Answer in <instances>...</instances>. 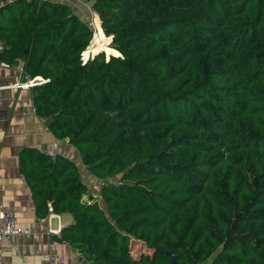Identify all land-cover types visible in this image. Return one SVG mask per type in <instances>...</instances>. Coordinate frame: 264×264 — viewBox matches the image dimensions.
<instances>
[{
    "label": "trees",
    "instance_id": "1",
    "mask_svg": "<svg viewBox=\"0 0 264 264\" xmlns=\"http://www.w3.org/2000/svg\"><path fill=\"white\" fill-rule=\"evenodd\" d=\"M85 1L112 36L86 61L94 30L71 4L0 11V60L48 79L36 113L101 183L25 148L38 214H71L57 238L88 264H264V0Z\"/></svg>",
    "mask_w": 264,
    "mask_h": 264
},
{
    "label": "crops",
    "instance_id": "2",
    "mask_svg": "<svg viewBox=\"0 0 264 264\" xmlns=\"http://www.w3.org/2000/svg\"><path fill=\"white\" fill-rule=\"evenodd\" d=\"M72 4L69 0H54ZM77 5V4H76ZM30 77L19 60L0 65V200L6 209L14 211L19 223L30 224L32 233L12 236L0 244V264H60L75 248L57 238L63 227L73 222L69 213L38 214L30 184L21 169V154L25 148L47 151L55 147L58 154L73 160L83 180L93 193L97 183L82 162L79 150L67 139H58L48 123L35 110L32 88L22 86ZM94 194V193H93Z\"/></svg>",
    "mask_w": 264,
    "mask_h": 264
},
{
    "label": "built area",
    "instance_id": "3",
    "mask_svg": "<svg viewBox=\"0 0 264 264\" xmlns=\"http://www.w3.org/2000/svg\"><path fill=\"white\" fill-rule=\"evenodd\" d=\"M17 1L19 0H0V11L7 6L16 3ZM3 50L4 44L0 38V54ZM83 59L84 61L87 60L86 58H84V54ZM46 81H48V79H43L42 77H36L32 79L30 78L27 82L22 84V86L34 87ZM46 153L53 161L56 160L58 151L55 147H51L46 151ZM96 184L99 191L101 189V183L99 182V180ZM32 231V226L30 224L26 226L21 225L16 213L14 211L6 209L4 203L0 200V244H2L5 240L10 239L12 236L28 235L31 234ZM60 264H88V260L82 252L75 249L74 253L70 257L60 260Z\"/></svg>",
    "mask_w": 264,
    "mask_h": 264
},
{
    "label": "rangeland",
    "instance_id": "4",
    "mask_svg": "<svg viewBox=\"0 0 264 264\" xmlns=\"http://www.w3.org/2000/svg\"><path fill=\"white\" fill-rule=\"evenodd\" d=\"M69 1H72V4L74 5L75 12L78 13L86 22H88L92 26V28L94 30L93 40L97 36L99 37L95 40L96 42H99V50L97 52H92L91 47H92L93 43L95 42V41L93 42V40H92L90 45L88 46V48L84 51V54L87 51V54L84 55V58L89 59L90 57L95 56L96 54L100 53L101 51L107 50L111 46V42H112V38L110 41H108L107 38H110L112 36L109 37V36L104 35L101 24H100L101 28L97 26L96 17L98 14L93 10L92 4L88 1H85V0H69ZM101 31L103 33V37L100 34ZM106 56H107V53H106ZM91 185H93L92 190L94 191V196L99 197L100 192L98 191L97 184L94 183ZM134 250H135V256L137 258L140 257V253H146L149 251L148 248L144 247L143 245H141L139 243Z\"/></svg>",
    "mask_w": 264,
    "mask_h": 264
},
{
    "label": "water",
    "instance_id": "5",
    "mask_svg": "<svg viewBox=\"0 0 264 264\" xmlns=\"http://www.w3.org/2000/svg\"><path fill=\"white\" fill-rule=\"evenodd\" d=\"M92 40H93V38H92ZM26 52H28V50H26ZM113 55H115V54H113ZM107 58H110V56H108ZM167 255L170 257L171 264H179L178 263V255H176L173 251L167 250Z\"/></svg>",
    "mask_w": 264,
    "mask_h": 264
}]
</instances>
